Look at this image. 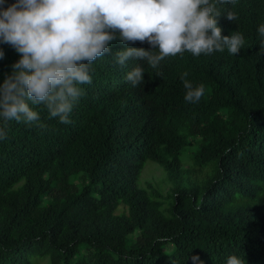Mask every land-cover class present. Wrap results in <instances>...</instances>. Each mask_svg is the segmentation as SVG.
Wrapping results in <instances>:
<instances>
[{"label":"trees","instance_id":"16d2710c","mask_svg":"<svg viewBox=\"0 0 264 264\" xmlns=\"http://www.w3.org/2000/svg\"><path fill=\"white\" fill-rule=\"evenodd\" d=\"M210 3L222 37L243 35L238 54L184 52L156 69L133 57L122 68L117 52L158 46L117 40L91 62L69 123L43 105H30L43 128L8 122L0 264H264V0ZM0 51L2 85L21 55L2 41ZM137 64L145 81L132 87ZM184 72L205 87L197 103L185 100ZM148 160L174 183L168 196L140 184Z\"/></svg>","mask_w":264,"mask_h":264},{"label":"clouds","instance_id":"9594fccd","mask_svg":"<svg viewBox=\"0 0 264 264\" xmlns=\"http://www.w3.org/2000/svg\"><path fill=\"white\" fill-rule=\"evenodd\" d=\"M4 3L0 0V6ZM220 15L210 0H17L0 7V41L21 55L0 85V118L4 122L0 139L6 138L5 128L12 120L45 127L30 105H43L50 118L69 123L73 107L83 94L80 86L92 82L91 62L104 56L117 40L123 44L147 41L153 48L158 46L157 51L129 47L117 52L114 62L122 68L133 57L146 59L147 65L156 69L166 57L184 52L198 57L227 48L230 54H238L243 35L222 37L216 19ZM226 15L228 20H236L233 12ZM258 33L264 36V24ZM187 76V72L181 75L185 100L197 103L205 87L194 86ZM126 80L132 87L142 84L144 68L137 64ZM227 264L242 261L233 255Z\"/></svg>","mask_w":264,"mask_h":264},{"label":"rangeland","instance_id":"374dc122","mask_svg":"<svg viewBox=\"0 0 264 264\" xmlns=\"http://www.w3.org/2000/svg\"><path fill=\"white\" fill-rule=\"evenodd\" d=\"M192 165L193 164L190 158V153L186 152L184 155L183 166L190 168L192 167ZM140 184L144 187H146L148 184H152L153 186L159 188L164 196H168L175 187L174 183L170 180L164 168L153 160L147 161L142 171ZM166 207H169L167 201ZM33 258L34 260L40 259L38 255H34ZM46 262V259H40L36 264H45Z\"/></svg>","mask_w":264,"mask_h":264}]
</instances>
